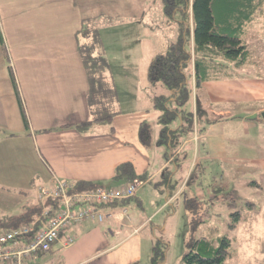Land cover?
I'll list each match as a JSON object with an SVG mask.
<instances>
[{"label": "crops", "instance_id": "1", "mask_svg": "<svg viewBox=\"0 0 264 264\" xmlns=\"http://www.w3.org/2000/svg\"><path fill=\"white\" fill-rule=\"evenodd\" d=\"M89 3L90 0H0V192L4 194L0 208L5 210L0 212V228L27 208L44 203L39 198L41 190L52 189L57 180L73 186L83 181L107 189L119 188L132 181L126 176L116 177L122 164H131L137 177H146L132 200L106 207L112 211L106 221L72 225L68 233L75 240L71 245L64 246L59 240L48 252L29 258L26 264H140L145 240L151 243L156 234L151 227L152 216L130 213L134 199L135 208L142 209L146 185L159 178L165 167L152 165L151 152L139 138L141 123H155L160 116L153 106L159 94L143 96L140 90L139 84L146 87L150 83L149 63L137 68V64H128L136 68L133 75L129 67H124L125 61L119 63L120 68L115 65L112 81L118 84L121 100L117 112L109 123L93 122L84 131L78 127L94 118L88 102V74L79 50L86 41L82 35L90 23L86 20L92 14L86 8ZM260 20L263 22L258 26ZM134 33L135 30L122 29L118 35L126 40L128 34ZM135 35L144 46L142 24ZM244 38L249 57L233 77L205 81L196 88L192 65L191 111L195 114L197 106H201L204 115L197 117L194 135L188 142L193 143L194 167L209 162L222 164V173L229 170L238 188L256 189L262 214L254 228L263 229L258 230L259 239L255 241L261 245L264 14L250 23ZM102 43L104 50L109 49L111 38L104 35ZM252 69L256 73L250 76ZM229 101L247 105L248 113L235 114L221 106ZM197 191L206 197L204 191ZM209 194V199L217 198L211 189ZM250 208L254 210L255 205ZM29 224L34 223L19 226ZM239 233L241 237L251 236L248 230ZM260 251L261 247L258 258Z\"/></svg>", "mask_w": 264, "mask_h": 264}, {"label": "trees", "instance_id": "2", "mask_svg": "<svg viewBox=\"0 0 264 264\" xmlns=\"http://www.w3.org/2000/svg\"><path fill=\"white\" fill-rule=\"evenodd\" d=\"M161 1L165 15L177 19L180 23V35L165 53L156 55L149 62L147 79L151 84H164L168 93L154 97L153 106L160 112V116L155 123L150 121L141 123L139 138L147 148L151 143L164 146L162 158L165 161H176L180 155L183 139L194 135L197 117L204 113L201 106H197L195 114L186 108L193 92L192 65L196 88L205 81L233 77L232 73L223 77L214 74L222 68H228L230 63L227 62H233L234 69H242L249 57L248 44L244 36L250 23L264 14V0ZM82 35L86 41L80 45L79 50L88 74V102L94 111L93 120L78 125L84 131L93 122L109 123L117 111L114 107L116 90L113 88L112 78L100 52L101 42L98 33L94 27L85 25ZM226 60L227 62L224 63L223 61ZM25 123L27 124L26 119ZM161 175L164 179L156 182L158 187L167 180L166 167ZM124 176L141 182L146 177L145 175L137 177L131 164H122L118 167L116 177ZM97 186L80 181L74 184V190L93 189ZM216 197L218 198V194ZM133 198L121 203H127ZM198 202L196 198L187 200L192 207L191 212L199 209ZM246 203L249 207L255 205L252 201ZM57 204L56 200L47 199L33 208H27L14 220L8 221V224H2L3 227L0 229L15 228L20 223L29 221L38 225V219L43 218L45 209H54ZM229 204L231 207L236 205L234 200ZM230 215L232 220L229 229L234 231L242 218V211L236 209ZM153 240L151 264H165L168 245L155 234ZM218 242L215 246V243L207 238L189 240L187 251L180 264H223L232 255V240L226 234ZM260 247V264H264V242Z\"/></svg>", "mask_w": 264, "mask_h": 264}, {"label": "rangeland", "instance_id": "3", "mask_svg": "<svg viewBox=\"0 0 264 264\" xmlns=\"http://www.w3.org/2000/svg\"><path fill=\"white\" fill-rule=\"evenodd\" d=\"M86 8L92 13L91 18H88L86 22L90 21L88 25L94 27L98 33L101 42L100 52L110 78H112L111 70L114 73V66L119 67V63L124 61L126 64L124 67H129L130 75L135 74L139 65L141 67L144 63H149L156 55L165 53L170 44L176 42L180 35V23L177 22V19L175 21L165 15L161 0H90V3L86 4ZM136 19H140L141 22L135 23ZM259 22L258 26H261L263 20ZM139 24L144 27V46L143 43L137 41L138 38L135 35ZM122 29L135 30V33L128 34V38L123 40L121 35H118L119 30L122 31ZM104 35L106 39L111 38V44H108L109 49L107 50H104L102 43ZM217 61L220 62V60ZM223 62L226 63L227 60ZM228 63H230L228 68H222L214 74L219 77L227 76L230 73L234 75L237 69L233 68L235 65L231 66L233 62ZM128 64L137 65L136 68H133ZM255 73L256 71L252 69L248 75H255ZM112 83L116 90L114 107L117 111L119 103H121V100L119 101L120 90L117 83ZM139 85L141 92L145 94L143 96L148 93H158L159 95L165 93L166 95L168 90L162 83H149L146 87L143 84ZM192 105L193 103L190 101L186 108L192 110ZM221 106L230 108L235 114L248 113L247 105H238L229 101L221 103ZM202 115L204 113L199 114L200 119ZM190 138L183 139L181 145L183 152L180 151L176 161H165L162 158L164 146H156L154 143L149 145L148 149L153 159L152 165H156V167L165 165L168 170L167 180L160 183L158 187L156 181L160 182L164 179L161 175L146 185L142 209L135 208L137 199H134L130 206V213L137 212L143 216H152L151 227L156 229V237H160L168 245L165 264H180L187 251L189 240L207 238L217 246L219 239L226 234L232 240V255L223 264H260V259L257 257L260 244L255 240L259 239L258 230L263 228L259 226L255 227L257 230L254 228V225L261 221L262 214L260 203L256 202V198L259 197L255 192L256 189L238 188L233 182L232 173L229 170L222 173L221 169L224 168L222 164L209 162L194 167L192 160L194 148L193 143L188 142ZM157 160L158 163L155 164ZM225 168L228 167L225 166ZM223 174L224 177H222ZM208 187L211 192L218 194V198L209 199L210 189ZM197 190L204 191L206 197L198 195ZM2 197L4 194L0 192V198ZM262 197L264 198V195ZM189 198L198 199L201 210L194 209L191 212L192 207L187 203ZM233 200L237 206L231 207L229 203H233ZM246 201L255 203V209L252 210ZM236 209L242 211V218L237 229L231 231L229 229L232 220L230 214ZM4 211L1 207L0 212ZM239 230H248L251 232V236L241 237ZM153 245V238L151 243L145 240L144 258L140 264H151Z\"/></svg>", "mask_w": 264, "mask_h": 264}, {"label": "built area", "instance_id": "4", "mask_svg": "<svg viewBox=\"0 0 264 264\" xmlns=\"http://www.w3.org/2000/svg\"><path fill=\"white\" fill-rule=\"evenodd\" d=\"M141 184L134 179L119 188L97 186L76 191L73 185L57 180L52 189H43L39 194L40 200H56L58 204L54 209H45L38 225L0 229V264H26L29 258L48 252L59 240L64 246L71 245L75 240L68 233L72 225L106 221L112 215L106 207L135 197Z\"/></svg>", "mask_w": 264, "mask_h": 264}, {"label": "water", "instance_id": "5", "mask_svg": "<svg viewBox=\"0 0 264 264\" xmlns=\"http://www.w3.org/2000/svg\"><path fill=\"white\" fill-rule=\"evenodd\" d=\"M262 117H263V119H264V112H262Z\"/></svg>", "mask_w": 264, "mask_h": 264}]
</instances>
